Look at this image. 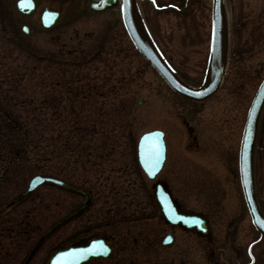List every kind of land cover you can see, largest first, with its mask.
Here are the masks:
<instances>
[{
	"label": "rangeland",
	"instance_id": "374dc122",
	"mask_svg": "<svg viewBox=\"0 0 264 264\" xmlns=\"http://www.w3.org/2000/svg\"><path fill=\"white\" fill-rule=\"evenodd\" d=\"M14 1L0 0V153L9 154L0 160V205L36 173L91 195L90 205L48 235L28 264H46L55 248L85 233L104 234L113 244L108 259L86 264H264V236L256 240L237 172L246 108L264 75V0H225L228 62L218 89L198 102L173 92L132 47L117 5L93 11L89 0L85 8L76 1L40 0L33 13L23 15ZM183 1L157 0L179 7ZM42 5L61 11L48 28L38 21ZM140 9L173 66L188 82L199 83L210 0H187L180 10H158L142 1ZM154 127L164 130L168 149L156 178L182 209L208 218L210 247L161 218L153 180L135 154L137 136ZM254 183L264 213V103ZM80 200L71 191L41 184L0 214L14 230L16 219L28 230L0 237L7 255L2 263L21 264L39 233ZM171 229L173 243L161 245Z\"/></svg>",
	"mask_w": 264,
	"mask_h": 264
},
{
	"label": "water",
	"instance_id": "95a60500",
	"mask_svg": "<svg viewBox=\"0 0 264 264\" xmlns=\"http://www.w3.org/2000/svg\"><path fill=\"white\" fill-rule=\"evenodd\" d=\"M38 2L39 0H24L25 5H28L30 3L31 6H25L24 8H21L19 0H16L15 5L21 13L30 14L34 11V8ZM117 2H119L120 5L122 23L132 44L140 52V54L152 65V67L161 75V77L165 80L170 88H172L177 93L193 100L204 99L207 96L211 95L217 89L226 62L227 33L223 0H212L211 3V31L209 53L205 74L199 86H190L186 84L177 76V74H175V72L170 68V66L161 56L148 34L135 0H126V2L125 0H96L91 2L89 5L94 10H101L105 7L113 6ZM45 13H47L48 15L46 16ZM58 15L59 10L52 9L48 6H43L40 10L39 19L42 25L48 26L58 18ZM22 29L26 31L25 26H22ZM263 101L264 77L259 83L249 104L241 134L238 154L239 175L243 196L251 220L261 235L264 234V216L260 212L254 196L252 182V149L257 119ZM157 147L159 149L158 160L156 159L155 151ZM137 156L140 165L144 169L146 174L149 177H153L160 168L164 158V145L162 141L161 131L151 130L140 135L137 142ZM153 164H155L154 167ZM43 181L58 184L73 191L82 193L84 199L76 209L68 213L63 218L55 221L42 233L40 238L30 250L27 259L31 256L42 238L48 232L59 225L63 219L70 217L88 204V196L85 191L69 183L63 182L62 180L41 175L33 176L29 180L27 188L23 192L19 193L16 197H14L12 199V202L21 198L36 184ZM153 193L165 219L168 222H170L171 224L178 223L186 228H195L203 234L207 233L208 228L205 219L197 214H188L177 211L167 191L161 183H155ZM172 238V233L168 232L163 238L162 242L167 244L172 240ZM94 241L102 242L103 249L106 250H103L100 247H96L92 251L84 252L83 254H73L69 257L61 256L62 253H70L73 252V250L90 248ZM109 252L110 248L102 238H93L86 243L69 245L66 248L55 251L49 258V264H80L81 262L86 261L90 256L105 257L109 254Z\"/></svg>",
	"mask_w": 264,
	"mask_h": 264
},
{
	"label": "flooded vegetation",
	"instance_id": "af4514ba",
	"mask_svg": "<svg viewBox=\"0 0 264 264\" xmlns=\"http://www.w3.org/2000/svg\"><path fill=\"white\" fill-rule=\"evenodd\" d=\"M227 7V6H226ZM229 54H230V52H229V45H228V58H229ZM14 154H17V152L16 151H14ZM9 154L8 153H0V160H6V158H5V156H8ZM170 170H172V169H170ZM19 202H21V200L20 201H18L17 203H15V204H13V205H7L4 209H2L3 207H2V205H0V214H2V213H4V212H6L7 210H9L10 208H12V207H14L15 205H17ZM67 212V211H66ZM65 212V213H66ZM64 213V214H65ZM81 214V213H80ZM79 215V214H78ZM77 215V216H78ZM76 217V216H75ZM0 218H1V216H0ZM4 218L5 217H2L1 218V220H3L4 222H7L6 220H4ZM8 218V217H7ZM0 220V221H1ZM8 224H11V226H12V223L10 222V223H7V225ZM64 224V223H63ZM62 224V225H63ZM15 227H17L14 231H13V233L11 232V235H14V236H16V237H18V235H19V233H21V231H20V227L18 226V222H17V219L14 221V228ZM3 228H1L0 227V234L3 232ZM23 230V229H22ZM79 231H81V230H79ZM21 234H23V235H25V232H22ZM75 236V238H79V237H82V235H79V234H75L74 235ZM106 239L108 240V242L109 243H111V241L108 239V237H106ZM111 245L113 246V244L111 243ZM111 246V247H112ZM113 249V248H112Z\"/></svg>",
	"mask_w": 264,
	"mask_h": 264
},
{
	"label": "snow or ice",
	"instance_id": "6c2138e0",
	"mask_svg": "<svg viewBox=\"0 0 264 264\" xmlns=\"http://www.w3.org/2000/svg\"><path fill=\"white\" fill-rule=\"evenodd\" d=\"M125 2H126V0H125ZM19 3H20V7L21 8H24L25 6H31L30 3L28 5H25L24 0H19ZM45 15L47 16L48 14L45 13ZM155 151H156V159L158 160L159 159V149H158V147H157V149ZM154 166H155V164H153V167ZM149 174H151V173H149ZM96 247H100L101 249H103L102 242L94 241L90 248L73 250V252H70V253H62L61 256L69 257V256H72L73 254H83L84 252L92 251ZM103 250H106V249H103Z\"/></svg>",
	"mask_w": 264,
	"mask_h": 264
}]
</instances>
